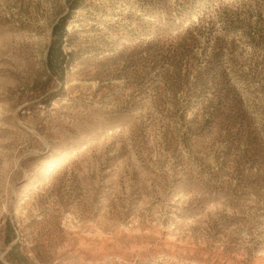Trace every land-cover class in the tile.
Instances as JSON below:
<instances>
[{
	"label": "rangeland",
	"instance_id": "374dc122",
	"mask_svg": "<svg viewBox=\"0 0 264 264\" xmlns=\"http://www.w3.org/2000/svg\"><path fill=\"white\" fill-rule=\"evenodd\" d=\"M0 264H264V0H0Z\"/></svg>",
	"mask_w": 264,
	"mask_h": 264
},
{
	"label": "bare ground",
	"instance_id": "6f19581e",
	"mask_svg": "<svg viewBox=\"0 0 264 264\" xmlns=\"http://www.w3.org/2000/svg\"><path fill=\"white\" fill-rule=\"evenodd\" d=\"M59 152L60 150L58 148H53L52 150H49V155L54 156L55 154H58ZM130 153H134V151L131 150ZM28 177H29L28 174H25L23 179H28Z\"/></svg>",
	"mask_w": 264,
	"mask_h": 264
},
{
	"label": "trees",
	"instance_id": "16d2710c",
	"mask_svg": "<svg viewBox=\"0 0 264 264\" xmlns=\"http://www.w3.org/2000/svg\"><path fill=\"white\" fill-rule=\"evenodd\" d=\"M60 44H61V41H59V42H53V43L51 44V46H50V49H54V45H57V46H55V47H56L55 49H58L59 52L61 53V55H63V54H62L61 47H60ZM50 51H52V50H50Z\"/></svg>",
	"mask_w": 264,
	"mask_h": 264
}]
</instances>
